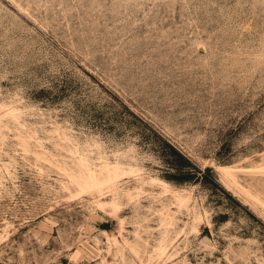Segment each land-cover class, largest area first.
Segmentation results:
<instances>
[{"label": "rangeland", "instance_id": "1", "mask_svg": "<svg viewBox=\"0 0 264 264\" xmlns=\"http://www.w3.org/2000/svg\"><path fill=\"white\" fill-rule=\"evenodd\" d=\"M0 235V264H264V0H0Z\"/></svg>", "mask_w": 264, "mask_h": 264}, {"label": "bare ground", "instance_id": "2", "mask_svg": "<svg viewBox=\"0 0 264 264\" xmlns=\"http://www.w3.org/2000/svg\"><path fill=\"white\" fill-rule=\"evenodd\" d=\"M16 111V110H14ZM80 166L84 167L86 162L84 159H80L79 160ZM222 175L228 177L230 180H232L235 183L234 177L232 172H237L240 171V169H236L233 167H227V166H216L215 167ZM101 173L103 174L102 177H99L96 173L92 172V171H86V174L84 176H81V180L78 181L75 178H71V180L73 179L76 182V186L79 187V193H86V192H92V191H98V194L100 192L101 189L103 188H108L107 190L110 191H115L116 189V179L119 176V170L120 168H118L117 166H111L110 164H104L101 168ZM72 180V181H73ZM150 184H155L156 186H159L160 188H162V190L164 191V193H173L175 194L176 192L174 190H172L167 184L156 180V179H151ZM109 191V192H110ZM110 192V193H113ZM102 194V193H100ZM99 200V198H98ZM96 201V205L98 208L102 209L105 206L109 207L112 211H110L111 213L116 212L119 206L118 202L115 200V198H112L109 202H101V201ZM94 203V204H95ZM119 211V210H118ZM115 214V213H114ZM121 233V232H120ZM2 235H0V239H1Z\"/></svg>", "mask_w": 264, "mask_h": 264}, {"label": "trees", "instance_id": "3", "mask_svg": "<svg viewBox=\"0 0 264 264\" xmlns=\"http://www.w3.org/2000/svg\"><path fill=\"white\" fill-rule=\"evenodd\" d=\"M175 154H176V156L178 157V159L180 160V161H182L183 163H186V166H190V165H192V164H190L189 162H188V160H186V159H184L179 153H177L176 151H175ZM178 169H180V168H182L183 166L182 165H179V166H176ZM189 168H192L194 171H196V169L193 167V166H191V167H189ZM186 173L185 174H182V175H185V176H188V175H190V171H185Z\"/></svg>", "mask_w": 264, "mask_h": 264}]
</instances>
